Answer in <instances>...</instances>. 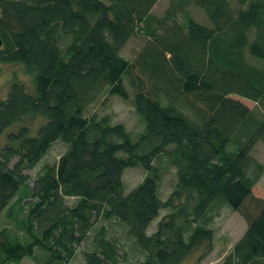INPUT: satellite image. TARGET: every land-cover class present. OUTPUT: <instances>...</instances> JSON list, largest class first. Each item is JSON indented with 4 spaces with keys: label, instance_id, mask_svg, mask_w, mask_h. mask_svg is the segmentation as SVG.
Instances as JSON below:
<instances>
[{
    "label": "trees",
    "instance_id": "1",
    "mask_svg": "<svg viewBox=\"0 0 264 264\" xmlns=\"http://www.w3.org/2000/svg\"><path fill=\"white\" fill-rule=\"evenodd\" d=\"M158 1L0 0V64L31 78L0 101V216L14 223L0 229V264H67L82 246L85 264H120L115 223L144 255L139 264L202 251L199 264L222 207L246 230L220 264H264V200L253 196L264 165L251 155L264 144V0H166L162 17L151 14ZM134 36L144 42L129 61L121 51ZM112 96L130 101L142 133L87 115ZM28 116L42 121L34 134L7 132ZM56 143L65 146L56 163L30 180L24 172ZM129 168L145 176L125 194Z\"/></svg>",
    "mask_w": 264,
    "mask_h": 264
},
{
    "label": "rangeland",
    "instance_id": "2",
    "mask_svg": "<svg viewBox=\"0 0 264 264\" xmlns=\"http://www.w3.org/2000/svg\"><path fill=\"white\" fill-rule=\"evenodd\" d=\"M105 1V0H102ZM168 1H158L151 14L157 17H162L167 8ZM190 14L197 23L208 25L203 11L195 6L190 7ZM144 39L141 36H134L125 45L121 51L122 57L131 61L134 59L137 51L143 45ZM23 82L28 88L31 86V78L24 73L23 68L19 64H0V101L6 98V95L12 85L13 81ZM124 83L128 86L127 81L124 79ZM233 99L238 100L250 109L255 108V103L248 101L238 96H231ZM96 113L98 116L107 117L111 124L121 123L125 128L133 135L136 136L143 131L142 123L139 117L134 113L130 101H123L117 97H108L104 102H97L91 105L87 110V115ZM41 119L36 116H28L23 119L21 123H18L11 127L7 132H16L22 127H27L29 134H34L41 124ZM65 146L56 143L52 149L45 155L42 161L35 168L26 170L24 174L33 180L40 172L43 163L54 164L56 163L58 156L62 153ZM252 157L256 159L260 164L264 165V144L260 143L251 153ZM15 159L12 160V163ZM145 176V171L140 168H129L123 173L124 193H128L133 189ZM175 184V176L172 170H169L164 174L161 180L160 196L163 200L167 198L170 192L173 190ZM253 196L256 199L264 200V173L260 180L253 188ZM72 203V200H69ZM169 211V210H167ZM162 211L161 214L167 213ZM6 227L7 229H13L14 223L11 219H6L3 215L0 216V229ZM212 228L215 232L214 249L202 259L199 264H220L222 258L231 251V247L238 241L246 230V224L244 219L235 212H232L226 207H222L219 213L214 217L212 222ZM154 225L148 230V233L153 232ZM111 233L115 234L117 241L120 243L119 262L120 264H139L144 255L139 248L131 241V238L125 234L124 228L117 223L111 225ZM18 235V234H17ZM19 237V235H18ZM20 238V237H19ZM84 247L76 248L74 257L67 264H85L82 252ZM125 253V255L123 254ZM202 251H196L190 255L182 264H195L197 257ZM36 255L40 259L45 258L46 252L36 249ZM15 264V263H11ZM19 264H34L31 259H24ZM59 264V263H54Z\"/></svg>",
    "mask_w": 264,
    "mask_h": 264
},
{
    "label": "water",
    "instance_id": "3",
    "mask_svg": "<svg viewBox=\"0 0 264 264\" xmlns=\"http://www.w3.org/2000/svg\"><path fill=\"white\" fill-rule=\"evenodd\" d=\"M1 46H2V42H1V40H0V48H1Z\"/></svg>",
    "mask_w": 264,
    "mask_h": 264
}]
</instances>
